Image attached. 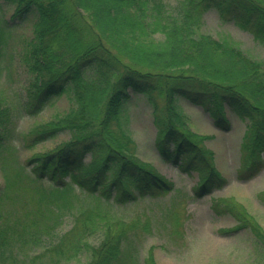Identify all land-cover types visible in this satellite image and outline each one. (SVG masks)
<instances>
[{
  "label": "trees",
  "instance_id": "16d2710c",
  "mask_svg": "<svg viewBox=\"0 0 264 264\" xmlns=\"http://www.w3.org/2000/svg\"><path fill=\"white\" fill-rule=\"evenodd\" d=\"M180 4L176 11L163 14L151 10L160 5L149 6L148 0H0V71L9 66L2 49L13 31L30 17L33 20L23 59L32 77L18 114H36L65 93L77 103L64 117L39 124L25 137L31 146L71 130L62 145L31 154L25 162L35 179H48L51 184L35 192L36 201L56 203L58 215L71 210L73 193L76 201L84 203L73 225L50 246L56 257L69 259L86 252L83 264H125L130 258L129 252H123L128 227L118 224L108 206L158 197L174 188L173 180L135 159L124 145L130 139L121 120L133 94L144 95L151 106L158 136L154 149L160 158L183 172H198L196 195L227 181L213 165V152L201 144L206 136L184 126L179 100L201 106L223 131L231 128L225 109L230 107L246 121L239 178H250L264 166V69L234 46L197 33L202 14L214 8L221 20L264 40V0H182ZM154 32L164 39L153 43ZM209 50L216 57L208 56ZM124 55L129 60H123ZM16 115L0 101V144L13 130ZM66 176L68 181L63 179ZM1 197L0 191V202ZM260 198L264 201V192ZM213 208L235 218L236 224L226 231L248 228L264 248L263 229L241 204L221 197ZM13 232L12 225L0 221V254L18 235ZM144 264H156L151 247Z\"/></svg>",
  "mask_w": 264,
  "mask_h": 264
},
{
  "label": "rangeland",
  "instance_id": "374dc122",
  "mask_svg": "<svg viewBox=\"0 0 264 264\" xmlns=\"http://www.w3.org/2000/svg\"><path fill=\"white\" fill-rule=\"evenodd\" d=\"M181 1L148 0V5L157 2L160 7L151 10H162L163 14H167L176 11ZM12 9L7 10V17ZM32 22L30 17L22 26H18L13 31V38L2 49L9 66L0 71V101L10 106L17 115L12 118L13 130L0 144V221L4 226L12 225L13 233L18 235L13 236L10 246L0 254V264H83L88 257L86 252L66 259L65 256L56 257L50 246L56 244L73 225L74 215L83 208L84 203L76 201L73 193L70 197L71 210L58 215L59 205L56 203L49 205L36 201L35 192L47 189L51 184L48 179H35L30 166L25 163L31 154L62 145L70 138L71 130L64 129L52 138L31 146L25 143L26 135L39 124L64 117L77 107L71 93H65L53 98L36 114H18L32 77L23 62L28 40L33 35ZM197 33L209 34L218 41L234 46L264 69V40L255 38L251 32L232 21L221 20L214 8L202 14ZM150 36L153 43L164 39L159 32ZM213 51L209 50L208 56L216 57ZM215 52L221 53L220 50ZM128 58L129 55L123 56V60ZM219 61L223 63L220 58ZM126 104L121 123L124 134L130 139L124 143L127 151L135 159L151 164L156 171L173 180L174 188L158 197H143L108 206L118 219V224L128 227L123 252H129L130 258L125 264H144L150 247L156 264H264V248L255 241L249 229L226 231L236 224L235 218L226 212L218 213L213 208V202L218 198L233 199L247 210L264 231V201L260 198L264 192V166L250 178H239L238 173L242 170L241 142L246 121L226 106L231 128L223 131L212 124L209 113L201 106L179 100L184 126L206 136L201 144L213 152V165L227 181L198 196L194 193L199 180L198 172H183L163 161L154 149L158 136L152 123L151 106L145 96L133 94ZM88 159L89 155L86 156ZM63 179L68 181L69 178L66 176ZM74 191L80 193L77 187ZM28 235L31 236L29 239ZM90 241H96V238L92 236Z\"/></svg>",
  "mask_w": 264,
  "mask_h": 264
}]
</instances>
